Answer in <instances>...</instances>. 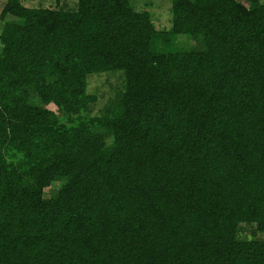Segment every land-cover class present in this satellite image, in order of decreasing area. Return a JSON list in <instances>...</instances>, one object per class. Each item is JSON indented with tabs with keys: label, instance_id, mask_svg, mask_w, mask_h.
<instances>
[{
	"label": "trees",
	"instance_id": "trees-1",
	"mask_svg": "<svg viewBox=\"0 0 264 264\" xmlns=\"http://www.w3.org/2000/svg\"><path fill=\"white\" fill-rule=\"evenodd\" d=\"M169 1L5 0L0 264H264V0Z\"/></svg>",
	"mask_w": 264,
	"mask_h": 264
},
{
	"label": "rangeland",
	"instance_id": "rangeland-1",
	"mask_svg": "<svg viewBox=\"0 0 264 264\" xmlns=\"http://www.w3.org/2000/svg\"><path fill=\"white\" fill-rule=\"evenodd\" d=\"M22 3L29 7H52L58 9H72L77 0H21ZM5 0H0V9ZM137 9L150 10L154 18L157 28H167L170 24V1L169 0H135ZM180 46L191 47L197 44L195 41L179 37L178 42ZM121 71L112 72L105 71L101 73H92L87 77V91L96 94L97 100L94 103L92 113L96 114L115 97L116 92L122 86ZM55 109L53 105L49 106ZM55 190L54 186L47 188L46 193H52ZM239 238L246 239L251 237H264V232L259 231L253 223L240 224Z\"/></svg>",
	"mask_w": 264,
	"mask_h": 264
}]
</instances>
